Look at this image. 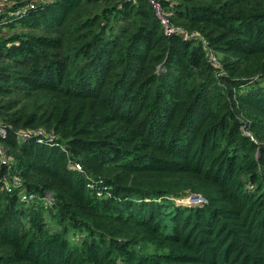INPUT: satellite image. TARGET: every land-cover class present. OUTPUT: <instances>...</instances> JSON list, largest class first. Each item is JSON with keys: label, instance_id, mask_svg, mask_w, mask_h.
I'll list each match as a JSON object with an SVG mask.
<instances>
[{"label": "trees", "instance_id": "trees-1", "mask_svg": "<svg viewBox=\"0 0 264 264\" xmlns=\"http://www.w3.org/2000/svg\"><path fill=\"white\" fill-rule=\"evenodd\" d=\"M158 1L0 0V264H264V0Z\"/></svg>", "mask_w": 264, "mask_h": 264}, {"label": "built area", "instance_id": "built-area-1", "mask_svg": "<svg viewBox=\"0 0 264 264\" xmlns=\"http://www.w3.org/2000/svg\"><path fill=\"white\" fill-rule=\"evenodd\" d=\"M151 1H152L153 5H154L155 9L157 10V12L160 14L161 5H160L159 1L158 0H151ZM30 7L32 8V7H34V5L31 4ZM25 13H26V11L22 10V9H19L16 12H14V14H20L21 16L24 15ZM161 17H162L163 22L166 24V31L168 33H171L173 31V28L169 26L167 17L162 16V15H161ZM211 58L213 60H216V57L213 54L211 55ZM76 166L79 169H81V165L79 163H77ZM184 199H186V201H184ZM178 202L179 203H187V204L196 205V204H204L206 202V199L203 196L199 195V194H191V195H189L187 197L178 199Z\"/></svg>", "mask_w": 264, "mask_h": 264}, {"label": "rangeland", "instance_id": "rangeland-1", "mask_svg": "<svg viewBox=\"0 0 264 264\" xmlns=\"http://www.w3.org/2000/svg\"><path fill=\"white\" fill-rule=\"evenodd\" d=\"M184 201H186V199H184Z\"/></svg>", "mask_w": 264, "mask_h": 264}]
</instances>
